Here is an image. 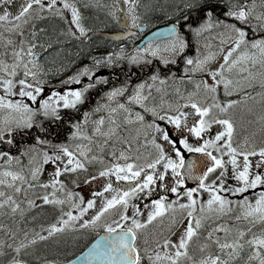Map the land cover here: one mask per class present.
<instances>
[{"label": "snow or ice", "instance_id": "obj_1", "mask_svg": "<svg viewBox=\"0 0 264 264\" xmlns=\"http://www.w3.org/2000/svg\"><path fill=\"white\" fill-rule=\"evenodd\" d=\"M93 2L94 6L106 10L108 18L124 25L126 37L136 35L132 29L147 26L140 22L138 0ZM65 10L70 15H66ZM184 10L198 12L201 22L194 26L188 22L189 16H181L152 34L159 38L158 42L151 38L143 41L127 59L130 63H150L147 57L152 56L158 57L162 64L176 63V57L189 46L181 29L191 32L199 43L202 33L220 28L213 33L220 41L214 50L202 53L197 48L195 56L183 58L185 73L205 75L195 80L192 76L183 77L193 82V89L185 94L176 87L175 100L161 99L159 104L149 102L151 92H144V81L135 84L131 94H126L127 85L113 87L104 93L107 100L98 102L94 108L97 112L106 110L107 117L97 116L89 129L88 110L76 120L65 117L60 110L82 104L91 84L62 91L50 89V95L38 99L44 92L47 76L38 58L51 45L37 38L46 28L37 27L35 22L58 17L66 25L60 29V34L87 39L90 29L83 22L78 4L75 0H0V48L3 49L0 52V145L5 146L0 149V158L4 165H16L15 168L0 166V186H4L0 188V210H9L8 215L13 217L19 212L23 219L27 209L22 204L38 207L29 196L30 190L37 189H42L38 197L40 203L53 205L58 210L55 220L41 225L39 230L23 231L19 221H14V228L0 223L4 231L0 237V264H31L28 257L37 241L55 234L87 236L89 232L95 233V237L78 255L72 254L71 259L67 256L62 259L63 254L57 253L53 258L36 255L35 260L38 264H264V227L253 230L256 224L264 225V171L256 170L264 169V141L257 143L255 139L257 129L264 133V0H186ZM220 10L225 17L223 20L217 16ZM249 31L253 33L252 38H248ZM258 32L262 34L255 35ZM204 43L206 49H212L208 41ZM123 56L124 46L121 45L114 53L89 59L95 66L102 62L111 65L114 57ZM214 60L215 65L211 63ZM95 66L83 65L65 80H79L81 75L91 77ZM169 75L175 79L173 74ZM205 76L210 77L211 82ZM168 78L156 72L150 77L161 85ZM153 86L154 83L147 84L149 90ZM122 95L128 103L117 99ZM255 102L261 106L259 114L253 111ZM131 104L143 111L134 112ZM237 107L255 116V120L247 124H255L256 128L248 131L247 125H241L242 134H237V122L233 118V110ZM148 113L153 119L146 121ZM121 114L124 124L138 122L135 137L130 139L120 132ZM157 120L173 126L175 138ZM45 121L67 123V140L49 139ZM34 128L37 134L28 143L24 137ZM51 135L57 133L51 132ZM141 135L144 137L142 143L138 142ZM188 135L195 137L196 142L189 143ZM117 140L122 145L119 149ZM110 141L112 144L107 152L110 159L106 160L104 149ZM143 145H151L154 150L148 158L140 154ZM13 147L17 149L15 153L11 150ZM182 149L201 154L204 162L200 171L196 170L198 161H186ZM250 158H257L255 165ZM46 164H51L53 170L50 178L42 181L40 174ZM95 164L99 167L93 175L89 169ZM229 165L235 181L231 185L224 179ZM169 170L171 180L166 181ZM81 172L86 174L85 184L101 178L102 186L87 200L68 187L69 183L77 184L73 174L78 176ZM62 173L67 176V182L61 178ZM113 177L115 181L127 183L116 184ZM186 179L198 183L195 187L181 189ZM153 186L177 195L172 200L164 194L149 200L144 205L146 216H142V208L132 201L140 195L149 197ZM258 186L259 191L253 199L243 196L231 200L223 194L245 193ZM21 192L23 197H18ZM109 192L111 195H105ZM205 192L207 198L201 199ZM97 196L100 197L98 208ZM234 208L238 211L232 219L247 221V227H232L222 219ZM90 209V216H86Z\"/></svg>", "mask_w": 264, "mask_h": 264}, {"label": "rangeland", "instance_id": "obj_2", "mask_svg": "<svg viewBox=\"0 0 264 264\" xmlns=\"http://www.w3.org/2000/svg\"><path fill=\"white\" fill-rule=\"evenodd\" d=\"M75 2L80 7V11L82 13L83 22H84L85 26L90 29V31L86 34L87 39H85L83 36L81 38H77V37H70V36L60 34V29L62 27H66V25L64 24L63 21L59 22L58 27L56 25H53V23L51 21V20H53V18H51V17H47L41 21L35 22L37 27L43 26L46 28V31L43 34H38L37 38L39 40L43 41L44 43H46V44L48 43L51 45V47H49L45 51L41 52V54L38 58L40 64L42 65V67L44 69V72L47 73V76L45 78V84H44V92L40 94L38 99L43 98L45 95H50V89L62 91L64 88H79L80 87L79 86L80 78H79V80H73L71 82H67L65 80V78L68 76H72L74 73L79 71L83 65H89L90 67L95 66L94 61L89 59V57L104 55L107 52H113L114 53L120 49L121 45H123L124 46V56L121 58L114 57L113 61H115V60L121 61L122 58L124 60H128L127 57L131 56L129 54L135 48V45L132 43H128V44L127 43H120V44H116L111 49L110 44H108V39L105 38L104 36H96L94 34V31L110 28V26H112L115 23V20H111L110 18H108L106 10H104L100 7L94 6L93 0H87V1L86 0H75ZM258 2H259V0H258ZM99 3H101V4L111 3V0H99ZM167 3L168 4L173 3V4L168 9L165 8L166 12H169L171 14V16H175L180 12L178 10H175L176 7L182 3L185 4L186 0H168ZM145 4L147 5V7L149 6L148 0H146ZM85 5H87V7H85ZM93 9L98 11V13L105 15L104 20L109 24L108 28L91 25V19H92L91 11ZM147 9H148V12H150L148 15V18H150V15H152L153 8L148 7ZM161 12L162 11H160L159 13H161ZM153 13H157V9L154 10ZM217 13H218L217 16L220 19H222L220 16L223 14V11L220 10ZM65 14L70 15V13L67 10H65ZM182 16H184V15H182ZM228 19H230L231 22H235V21H232V18H228ZM153 22H158V21L156 19H148V23H153ZM193 22L196 24H199L201 21L198 18H194ZM153 25L159 26L161 24L153 23ZM53 29L58 30L59 32L55 33ZM220 30H221L220 28H214L213 30L205 31L204 33H202L201 36L199 37V43H197L198 47L200 49L204 50V52L208 51V50H214L220 44V41L218 39H216V37L213 33H217ZM25 31H27V28H25ZM260 34H262V33H259V32L255 33V35H260ZM53 35H54V37H52ZM252 36H253V33L251 31H249L248 38H252ZM58 38H60V39H58ZM194 41H197V38L195 36H194V39L190 40L189 44L194 43ZM205 41H208L212 45V49H206L205 48V43H204ZM78 45H82L80 47V49L82 48L84 52H88V53L84 54L82 57L78 56L75 58V56L73 54H71V52L69 50H73V49L77 48ZM100 45H103V46H100ZM225 47H227V45H225ZM49 49H50V51H49ZM108 49H110V50L108 51ZM36 50L38 52L40 51L39 46H37ZM2 51H3V49L0 48V52H2ZM127 55H129V56H127ZM164 55H166V53H164ZM187 55L193 56V54L190 52H187L185 54L182 53L180 56L176 57V63H169V64H162L158 57H152V56L147 57V60L151 61L150 63H146L145 61H142V62H144V65H142V67H143L142 70L145 73V75H144V77H142L140 79V81H144L146 87H147L148 83H154V86L151 90V95L148 97V100L150 103L159 104L161 99L165 100L166 102L174 101L175 97L177 95L174 91V89L176 87H179L185 94L188 91H191L193 89L194 84L192 81H188L186 79L180 78V75L184 73V71H183V69H184L183 58H184V56H187ZM220 58H221V56L218 55L217 59H220ZM80 60L82 61V63H80ZM135 63L136 62H132V63L129 62L127 65H131V64H135ZM211 63L213 65H215L216 61L214 60ZM105 64H107V63L102 62L99 66H95V71L93 72L92 76L90 77L88 75H84L83 81H85V78H93L95 76H98L101 72L103 73V70L105 68L103 66H105ZM257 68H259V65H257ZM153 72L158 73L160 76L169 77L165 81V83H168L169 86L168 87L163 86L159 83V81H157V82L151 81L150 77H151ZM55 73L58 75H54ZM128 73H129V71L127 70L126 74H128ZM170 73L173 75L176 74L178 76V78L171 80L170 78H172V77L169 75ZM135 74H136V72L130 73L131 79L135 78ZM204 75L205 74H202V75H200V77L204 76ZM235 75H236V73L234 72L233 76H235ZM123 76H124V74H123ZM146 77H149V78H146ZM200 77L193 78V79L194 80L199 79ZM205 78L209 79V82H211L210 77L205 76ZM140 81H138V82H140ZM129 82H131V81H129ZM134 85H135V83H134ZM132 88L133 87L131 86V88L129 89V93L132 92ZM245 90H247V89H245ZM0 91H2V90H0ZM126 94H128V91H126ZM158 94L160 97H159V99H156V98H158ZM222 96H223V94L221 92V97ZM12 98L18 99L19 97H12ZM232 98H236V97L233 96ZM117 99L118 100H121V99L126 100L124 95L117 97ZM26 102L33 103L34 105L36 104V102H31V101H27V100H26ZM98 102H102V101L99 99ZM134 105H132L131 107L135 108V106H136L139 108V106H137V105L134 106ZM164 107L166 108L167 104H165ZM67 109L68 108L61 109L60 111L64 115V113L67 111ZM69 109L72 112V116H70V117L73 120L82 118V116L78 112L76 113L77 108H69ZM258 109L261 110V106H260L259 102H255V107H254L253 111L256 114H259V112H257ZM185 110H187V109H185ZM239 110H241L242 113L240 115H238L237 117H235L234 119L237 120V134L241 135L242 129L240 126L246 125L249 120H255V116L250 115L243 108H239ZM106 112H107L106 110H101V111L97 112L96 115L92 118V120L96 119V117L100 116V115H104V116L108 115V113H106ZM133 114H134V112H133ZM242 114L248 116L249 119L241 120L240 118H246V116H242ZM121 115H123V114H121ZM146 119L147 118L145 117V120ZM151 119H153V117L150 114V116L147 120H151ZM122 121H123V118L120 117V122H121L120 132L123 133L125 136H127L130 139L135 137L136 136V128L138 127V122L134 121L132 124H124ZM157 122L161 123L162 121L157 120ZM44 123H45V127L49 129V133H48L49 139H51L55 142L67 140V138H68L67 137V131L69 129V126L66 125L67 127H65V122H57L54 124V123H51V121H45ZM105 124H107V119L105 120ZM91 126H92V123H91ZM251 126L252 127L250 129V126L248 125V127H247L248 131H251L253 128H256L255 124H252ZM168 127L169 128H167V129L169 130L170 135H172L173 138H175L176 131L175 130L171 131L170 126H168ZM51 132H56L57 135L52 136ZM261 133L262 132H260L258 129L256 130L255 139H256L257 143L264 141ZM35 134L36 133L34 131H30V134L26 135L24 137V140L27 141L28 143H31L32 137ZM143 139H144V137H143V135H141L139 137L138 142L142 143ZM158 140H159V138H158ZM159 142L165 143L162 140H160ZM17 143L18 144L21 143V140L19 137H17ZM115 143H116L117 149H119L122 146L120 144V141H118V140L115 141ZM111 144H112V141H110L109 145L106 146L104 149V154H105L106 160L110 159L107 156V152L110 150ZM9 147H11V146H9ZM133 147L135 148V145ZM11 150L13 153H15L17 151V149L14 147L11 148ZM165 150L166 151L168 150L167 146H166ZM93 151H95V145L94 144H93ZM184 151H185V149H182V153ZM153 152H154V150L152 149L151 145H143V147L140 150V154L144 158H148V154L153 153ZM170 154H172V153H170ZM250 159L253 160V165H255L256 158H250ZM0 166H4V167L10 166L13 168L16 167L15 163H13L11 165H4L2 158H0ZM98 167H99L98 164L91 165L90 171H89L90 174L94 175L95 169H97ZM44 169H45L44 172H42L40 174V179L42 181L50 178V173L53 170V166L51 164H46V165H44ZM256 170L264 171V169H256ZM229 172H231L230 165L228 166V174H229ZM73 175L77 179V184L73 185V184L69 183L68 187L70 189H72L73 191L80 192L81 195L84 197V199L87 200L92 194H88L85 191L87 184H85L83 181L86 179V174L84 172H81V173H79L78 176H76L75 174H73ZM63 179H65L66 182L68 180V178L65 174L63 176ZM112 179L115 180L114 177ZM224 179H225V177H224ZM226 179H227V177H226ZM217 182H219V181H217ZM32 183H35V181H32ZM89 183H90V186H89V188H90L92 181H90ZM93 187H94V184L92 185V188ZM184 187H189V186L185 183V185H183V188ZM0 188H4V186H0ZM259 188H260V186H258L256 189H248L245 193H237V194L225 193V195L229 196V199H231V200H238V199H241L243 196H248L249 199H253L254 196L259 191ZM48 190L51 191V188H49ZM153 190H154V188H153ZM94 191H98V190H94ZM153 193H152V195H150L149 197H146L144 199H140V196H138L137 198H134L132 201L133 203H137L142 208V213H141L142 216H146V212H147V208L144 207L145 203H147L151 199H155L158 197V195L155 196V195H153ZM41 194H42V189H37L35 191L30 190L29 196H31L35 200V203L38 205V207L30 208L28 205L22 204V207L27 209L24 213L23 219H21L19 212H17L15 214V216L13 217L12 215H8L9 210H7V209L0 210V223H3L10 228H14V227H16V224L14 221H19V228L23 231H27L28 229L39 230V227L41 225H46L50 222H53L55 220L56 215H58V210L53 205H42L40 203V200L38 199V197ZM161 194L165 195V193H163V192H160V195ZM105 195H111V193L110 192L105 193ZM17 196L23 197V192L17 194ZM206 198H207V196L201 197V199H206ZM167 199L172 200V199H174V197H173V195H171V198H167ZM183 199H181V200H183ZM99 206H100V197L97 196L96 197V207L98 208ZM148 207H151V205L149 204ZM128 211H129V214H131V211H132L131 207H129ZM237 211H238V209L234 208L233 212L228 213L223 220L229 226H232V227H247V221H245L243 219L240 221H236V220L232 219V217L237 213ZM91 212H92V210L90 209L89 213L86 214V216H90ZM30 217H34V219H30ZM225 219H227V220H225ZM165 223H167V221H165ZM259 225L260 224H256L254 226V229L257 230ZM3 235H4V231L2 229H0V237H2ZM94 235H95V233H93V232H89L87 236H84V235L77 236L75 233L55 234L52 237L48 238L47 240L37 241L36 244L34 245V251L28 257V259L30 260L31 264H38V262L35 260L36 255H44V256H47L48 258H53L57 255V253H62L64 255L65 251L70 252L71 250H75L77 247H80L79 251H81L83 249V247L86 246V243L90 242V239H92V236H94Z\"/></svg>", "mask_w": 264, "mask_h": 264}, {"label": "flooded vegetation", "instance_id": "obj_3", "mask_svg": "<svg viewBox=\"0 0 264 264\" xmlns=\"http://www.w3.org/2000/svg\"><path fill=\"white\" fill-rule=\"evenodd\" d=\"M146 4L144 3V0H138V14L140 15L141 17V24H145L147 25L145 28L143 29H139V28H135L133 29L136 33L135 36H132L130 37L129 39H127L126 41H123L124 43H132L134 44L135 46H137V44L144 38V36L149 32L151 31L154 27L153 23H156V24H161V25H165V24H169L171 22H174L176 19H180L179 17H181L182 15L184 16H189V21H192L194 18H198L200 21L202 20V17L201 15L196 12L195 10H191V13L189 11H185L184 10V4H179L175 10H178L180 11L177 15L175 16H171V14L169 12H166V11H162V13H157V14H152L150 15V18H148V15L150 12H145V8L147 6H145ZM218 14V13H217ZM179 16V17H178ZM222 19H225V17L223 16V14L220 16ZM148 19H158L157 21L158 22H153V23H148ZM228 19V18H227ZM230 20V19H229ZM181 24L184 23V21L181 19ZM163 23V24H162ZM192 24V23H191ZM112 30L113 31H117V30H120V28L117 26L116 22L113 24V27H112ZM181 31H183L184 33H188L187 30L185 29H181ZM119 43H122V42H119ZM117 43V44H119ZM108 44H111L113 45V43H108ZM100 46H103V45H100ZM132 52L129 54L131 55ZM127 55V56H129ZM118 66L116 64V62H113L111 65H108L104 68L103 70V73L101 72L98 76H95L93 78H85V81H83V76L84 75H81L80 76V81H79V88H83L86 84H91L92 87H89L88 89H86L84 95L86 97L85 101L78 105L77 107V111L76 113L78 112L82 117H83V112L85 110H88L90 112V118H89V121H88V128L91 127V121H92V118L96 115L97 111L94 110L95 108V105L98 103V100L101 99V95L105 96L104 93L107 92L109 89H111L115 84H119L117 86H120V84H137L138 81H140V79L142 77H144L145 73L143 72L142 70V65L140 64L139 65H135V64H131L126 70H124L122 73L124 74V76H119V71H118ZM129 71L128 74H126V71ZM131 72H136L135 74V78L134 79H131L130 77V73ZM54 75H58V74H54ZM185 76H192V74H187ZM183 76V77H185ZM97 77H99L100 79L97 81ZM182 77V78H183ZM131 81V82H129ZM163 86H166L168 87L169 84L168 83H164ZM101 103V102H99ZM107 113V112H106ZM101 114V113H100ZM105 114V113H104ZM64 116L65 117H70L72 116V112L70 111V109L68 108L67 111L64 113ZM105 117H107V115H105ZM161 124H165V121L162 122ZM66 125H68L67 123H65V127H67ZM171 129H173V126H171ZM214 128V127H213ZM176 131V130H175ZM189 137H192L189 135ZM196 142V138L193 137V139L191 141H189V143H195ZM173 154V153H172ZM187 153H184L183 155L185 156ZM174 155V154H173ZM212 175L210 174V177ZM105 180L107 179V177L104 178ZM171 180V176H170V171H169V175L166 176V181H170ZM228 182L234 184L235 181L231 178V176L229 177L228 179ZM157 183H159V181H157ZM198 182L194 183V184H188L189 187H195L196 184ZM92 183H91V187L90 188H87L86 186V193L88 194H92L93 192H96L94 190H98L102 185H101V178L98 179V182L94 185V187L92 188ZM154 190L152 191L153 195H160V192H163L165 193L166 197L167 198H171V195H173V197L175 198V196L177 194H173L171 193L170 191H167L165 192L164 190H157L155 188V186H153ZM183 188V186H181V189ZM151 193V195H152ZM225 195V193H223ZM203 196H207V193H203ZM146 197H144L143 195H140V199H144ZM184 197H181L180 199H183ZM208 225L205 224V228H207ZM94 236H92V238H94ZM202 238V237H201ZM195 243L193 244V247H195ZM79 249L80 247H77L75 250H71L70 252H65L64 255L67 256V258H72V254H79ZM76 254V255H77ZM61 256L60 258H64L65 256ZM71 255V256H70Z\"/></svg>", "mask_w": 264, "mask_h": 264}, {"label": "trees", "instance_id": "obj_4", "mask_svg": "<svg viewBox=\"0 0 264 264\" xmlns=\"http://www.w3.org/2000/svg\"><path fill=\"white\" fill-rule=\"evenodd\" d=\"M167 1L168 0H148V3H149L148 7L149 8H153L152 14H157L160 11H166V9H168L174 3L173 2V3L168 4ZM144 3H146V0L144 1ZM145 6H147V5H145ZM148 7L145 8L146 12H148V9H147ZM156 9H157V13H153V11L156 10ZM50 17L53 18V20H51L53 25H56L58 27L59 26V22L62 21V20H60L58 17H52V16H50ZM91 17H92V19H91V25L92 26L107 27V28L109 27V24L104 20L105 19V15H102V14L98 13V11H96L95 9H93L91 11ZM54 32L56 33V32H59V31L58 30H54ZM52 37H54V35ZM81 46L82 45H78L77 48H75L73 50H69L71 52V54H73L75 56V58L78 57V56H80V57L82 56L84 51H83L82 48L80 49ZM239 108L240 107H237L236 109L233 110V113H234L235 117H237L238 115H240L242 113L241 110H239ZM260 111H261L260 109L257 110V112H260ZM247 127H248V125H247ZM251 127H250V129H251ZM31 131H34L37 134V129L34 128ZM29 134H30V132H29ZM261 135H262V137L264 139V133H261ZM3 147H4V145H0V149H2ZM89 171H90V169H89ZM63 176H64V174L62 173L61 178H63ZM225 220H227V219H225ZM261 227H264V225H259L257 231H259V229ZM193 248H195V247H193ZM65 252H67V251H65Z\"/></svg>", "mask_w": 264, "mask_h": 264}, {"label": "water", "instance_id": "obj_5", "mask_svg": "<svg viewBox=\"0 0 264 264\" xmlns=\"http://www.w3.org/2000/svg\"><path fill=\"white\" fill-rule=\"evenodd\" d=\"M121 15V18H123V13H120ZM117 23L119 24V26L121 27H124V25L120 22L117 21ZM167 25L165 26H160V27H157L155 29H153L151 32H149L143 39L142 41L139 43V45L143 42V41H146L148 39H153L154 41H157L159 40V38L157 37H153L152 34L155 33L157 31V29H164ZM126 31V30H125ZM125 31H114V32H108V31H102V32H98L96 33L97 35H100V36H104L105 38H107L108 40H111V41H114V42H117V41H121V40H124L125 38H127L126 36L123 35V32ZM134 32V31H133ZM116 184H119V183H116ZM120 184H125V183H120Z\"/></svg>", "mask_w": 264, "mask_h": 264}, {"label": "bare ground", "instance_id": "obj_6", "mask_svg": "<svg viewBox=\"0 0 264 264\" xmlns=\"http://www.w3.org/2000/svg\"><path fill=\"white\" fill-rule=\"evenodd\" d=\"M171 23H173V22H171ZM171 23H169V24H171ZM58 39H60V38H58ZM46 41V40H45ZM48 44V43H47Z\"/></svg>", "mask_w": 264, "mask_h": 264}]
</instances>
